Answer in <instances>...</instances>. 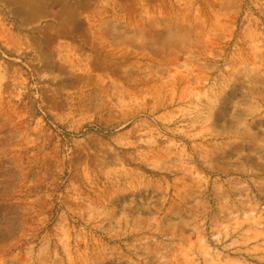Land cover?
Masks as SVG:
<instances>
[{
  "label": "rangeland",
  "instance_id": "1",
  "mask_svg": "<svg viewBox=\"0 0 264 264\" xmlns=\"http://www.w3.org/2000/svg\"><path fill=\"white\" fill-rule=\"evenodd\" d=\"M0 264H264V0H0Z\"/></svg>",
  "mask_w": 264,
  "mask_h": 264
}]
</instances>
